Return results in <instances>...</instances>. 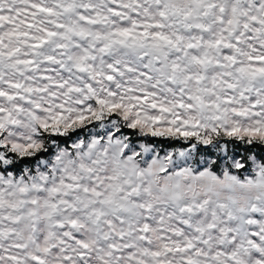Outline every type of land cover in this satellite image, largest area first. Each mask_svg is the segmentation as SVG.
Here are the masks:
<instances>
[{
	"label": "snow or ice",
	"instance_id": "obj_1",
	"mask_svg": "<svg viewBox=\"0 0 264 264\" xmlns=\"http://www.w3.org/2000/svg\"><path fill=\"white\" fill-rule=\"evenodd\" d=\"M0 264H264V0H0Z\"/></svg>",
	"mask_w": 264,
	"mask_h": 264
}]
</instances>
